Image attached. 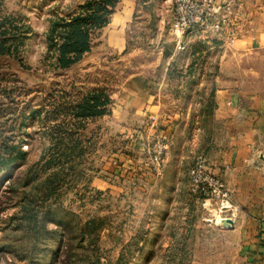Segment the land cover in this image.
I'll return each mask as SVG.
<instances>
[{
    "label": "rangeland",
    "instance_id": "1",
    "mask_svg": "<svg viewBox=\"0 0 264 264\" xmlns=\"http://www.w3.org/2000/svg\"><path fill=\"white\" fill-rule=\"evenodd\" d=\"M90 1L2 0L20 40L0 58V264H236L250 224L216 163L252 136L216 114L220 91L245 109L263 94L264 53L228 58L193 35L176 52L166 0L138 2L125 47H112L119 0L91 52L61 70L49 36ZM147 82L160 115L129 98Z\"/></svg>",
    "mask_w": 264,
    "mask_h": 264
},
{
    "label": "crops",
    "instance_id": "2",
    "mask_svg": "<svg viewBox=\"0 0 264 264\" xmlns=\"http://www.w3.org/2000/svg\"><path fill=\"white\" fill-rule=\"evenodd\" d=\"M147 1L123 0L122 13L113 16L114 30L110 32V46L125 47L124 28L133 21L135 9H138L137 3L139 2V7L141 4L147 6ZM232 1L235 4L234 23L240 28V34L235 41L227 40V29L223 36H193L196 37L195 39L208 43H211L214 38L218 39L220 42L217 41V43L220 45V51L222 50L221 54L228 58H232L234 55H244L245 52L264 53V0ZM140 2L142 3L140 4ZM167 8H169L168 21L162 16L158 17L163 24L172 20V0H166L165 3L159 5L158 13L163 10L166 12ZM141 18L139 17L137 23L142 21ZM165 83L166 81H163L157 87L162 89L166 86ZM128 92L129 98L134 100V104L146 107L147 115H160L159 112L162 110L160 92L152 93L148 82L141 87L131 85ZM220 93L218 101L220 107L216 115H221L220 117L224 119L225 116H230L229 113L235 114L231 116H234L233 120L239 124L238 131L240 130L242 133L240 136H252L247 139L244 137L235 142L230 149L228 148L229 150L222 151V161L216 163V165L228 168L227 171H224L226 175L222 176L230 189L234 191L235 201L241 208L242 216H246L250 224L249 227L242 229L246 238L240 243L242 251L237 257L236 264H264V92L261 96L252 97L251 105H247L248 109L244 108V101L239 91L234 96H231L228 91H220ZM230 105L232 107H229ZM175 115L183 114L177 111ZM154 117L157 119L156 116L151 118ZM250 121L252 124L249 123Z\"/></svg>",
    "mask_w": 264,
    "mask_h": 264
},
{
    "label": "trees",
    "instance_id": "3",
    "mask_svg": "<svg viewBox=\"0 0 264 264\" xmlns=\"http://www.w3.org/2000/svg\"><path fill=\"white\" fill-rule=\"evenodd\" d=\"M118 3L119 0H92L69 22L61 20L55 24L49 42L56 52L59 69L71 68L91 52L94 33L107 26ZM2 7L0 0V15ZM15 31L14 22L0 16V58L12 57L16 53L20 34Z\"/></svg>",
    "mask_w": 264,
    "mask_h": 264
},
{
    "label": "built area",
    "instance_id": "4",
    "mask_svg": "<svg viewBox=\"0 0 264 264\" xmlns=\"http://www.w3.org/2000/svg\"><path fill=\"white\" fill-rule=\"evenodd\" d=\"M172 7V28L180 34L176 41V52L186 50L188 38L192 35L223 36L227 29V40L233 42L240 34L239 26L234 23L235 4L232 0H172ZM153 119L156 120L155 117ZM142 147L151 150L147 143H143ZM167 148L168 145L164 142L154 145L153 162L155 164H160ZM201 168H203V162L198 161L193 171L196 183L201 181ZM212 181L215 185H219V181ZM222 187L223 185L220 184V188Z\"/></svg>",
    "mask_w": 264,
    "mask_h": 264
},
{
    "label": "water",
    "instance_id": "5",
    "mask_svg": "<svg viewBox=\"0 0 264 264\" xmlns=\"http://www.w3.org/2000/svg\"><path fill=\"white\" fill-rule=\"evenodd\" d=\"M232 223V222H231Z\"/></svg>",
    "mask_w": 264,
    "mask_h": 264
}]
</instances>
